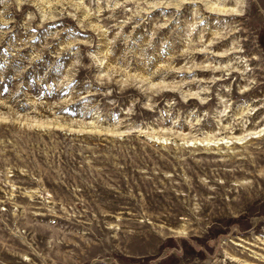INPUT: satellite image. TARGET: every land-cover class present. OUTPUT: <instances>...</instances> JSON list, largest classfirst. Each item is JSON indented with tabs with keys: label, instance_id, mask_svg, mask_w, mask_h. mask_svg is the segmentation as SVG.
<instances>
[{
	"label": "rangeland",
	"instance_id": "374dc122",
	"mask_svg": "<svg viewBox=\"0 0 264 264\" xmlns=\"http://www.w3.org/2000/svg\"><path fill=\"white\" fill-rule=\"evenodd\" d=\"M0 264H264V0H0Z\"/></svg>",
	"mask_w": 264,
	"mask_h": 264
}]
</instances>
